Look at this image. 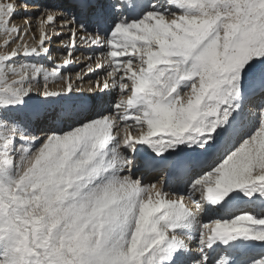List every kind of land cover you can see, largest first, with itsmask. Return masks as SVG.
Instances as JSON below:
<instances>
[{"label": "snow or ice", "instance_id": "obj_1", "mask_svg": "<svg viewBox=\"0 0 264 264\" xmlns=\"http://www.w3.org/2000/svg\"><path fill=\"white\" fill-rule=\"evenodd\" d=\"M18 7L0 0V264H264V0H73L37 46ZM79 45L100 50L89 95Z\"/></svg>", "mask_w": 264, "mask_h": 264}, {"label": "bare ground", "instance_id": "obj_2", "mask_svg": "<svg viewBox=\"0 0 264 264\" xmlns=\"http://www.w3.org/2000/svg\"><path fill=\"white\" fill-rule=\"evenodd\" d=\"M26 1L31 2L30 10H27L25 7H23V4ZM22 7H23V10H21ZM56 7H59L61 9H71L72 3H70L69 0H24V2L19 5V7L17 8V11H16V15H15L18 17V20H14V21L12 20V23L14 25L16 24V27H18L19 29H20V26L23 25L20 29L22 31H25L27 29V31H26L27 35L24 38V42L28 39L29 35H31L32 39H33L32 41L26 42L29 46H37V43H38V40L33 38V34L35 36V33H33V30H32L33 28L29 27V21H31V20L33 21V20L37 19V17L35 18V17L31 16V11H35L33 14L37 15L44 8H56ZM20 11H22V12H20ZM19 12L24 14V15H20ZM26 16H28L27 20L25 19ZM24 22H26V23L23 24ZM37 22H38V20H37ZM58 22H59L58 28H57L58 34H52V37H51V43H50L51 56L48 58H41L39 61H37L38 63H42L45 67H47L49 69L54 68L58 64L62 65V63H63L62 54H64V52L66 50V47H65L66 41H64V43H61V42H59L58 37H60L61 35H64L65 31H67V29H63V28H65L66 26L72 25V24L66 23L64 19H61L59 17H58ZM63 25H64V27H63ZM38 26H39V22H38ZM38 26H37V29H38ZM59 28H62V29L59 30ZM35 37H37V34ZM38 37H39V31H38ZM12 47H15L14 43L12 44ZM81 47H83V45L82 46L79 45L77 47L75 53H74L75 60H74V63L72 65L71 70L75 71V72H78L77 70L79 69L80 65L85 63L83 60V57H84L83 54H85V51H83L84 53L80 54L79 50H78ZM96 75H97L96 72H91V73L85 72V74L82 77H78L75 75V77H77V78L84 79V81L82 83L79 82L81 84V88H82L81 90H82L83 94H85V95L93 94L94 85H95V81H96V80H94V78L96 77ZM89 81H91L90 85H88ZM85 87H87V88H85ZM95 94H99L98 90L96 91ZM40 127H43V125L38 126V128H37L38 131H39ZM40 135L42 137L43 132H40ZM143 179H144L145 183H149L155 179V175L154 174L144 175ZM198 195L199 194L197 193L196 196L198 197ZM186 202H188L187 198H186ZM248 210L256 212V213L259 212L258 209H248ZM201 216L203 218V213H201Z\"/></svg>", "mask_w": 264, "mask_h": 264}, {"label": "rangeland", "instance_id": "obj_3", "mask_svg": "<svg viewBox=\"0 0 264 264\" xmlns=\"http://www.w3.org/2000/svg\"><path fill=\"white\" fill-rule=\"evenodd\" d=\"M13 2L14 3H17L18 5H20V4H22L23 2H24V0H13ZM25 3H27V10H30V4H31V2H25ZM73 3V2H72ZM21 10H23V7H22V9ZM20 12H22V11H20ZM19 12V14L20 15H24V14H22V13H20ZM35 11H31V16L32 17H37L39 14H37V15H35V14H33ZM27 18H28V16H26ZM22 19V18H21ZM12 20L14 21V20H18V17L17 16H14L13 18H12ZM60 21V20H59ZM26 22H24L23 24H25ZM29 24L31 25V28H33L32 30H33V33H35V36H36V34H37V37H35V39L36 40H38V29H37V26H38V22H37V19H35V20H31V21H29ZM58 24H59V22L57 23V28H58ZM15 26H16V24H15ZM23 25H21L20 26V29H21V27H22ZM73 25H69V26H66L65 28H63V29H67V31H65V34L64 35H61L60 37H58L59 39V42H61L60 40L61 39H63V41H66L65 43L67 44L68 43V36L70 35V33H69V31H68V28L69 27H72ZM63 27H64V25H63ZM68 27V28H67ZM60 29H62V28H59V30ZM25 31H27V29L25 30ZM10 38L9 37H7V36H5L2 32H0V53H2L3 51H4V49H5V45H6V41H8ZM33 39H32V36L31 35H29L28 36V39L25 41V42H29V41H32ZM80 46H82V45H80ZM11 49H12V45L11 46H9L8 47V51L10 52L11 51ZM79 50V53L80 54H82V53H84L83 51H85V54H83L84 55V57H83V60H84V64H82V65H80V67H79V69L77 70V71H80L81 69H84L85 68V65H87V64H91L92 63V61L91 60H89L87 57H88V55L90 54V53H93L94 51H100L99 49H96V50H94L93 48H90V47H87V46H85V45H83V47H81L80 49H78ZM66 51H67V49L65 50V52L64 53H66ZM82 59V58H81ZM72 73H73V76H72V79H73V86L74 87H76V84H80L81 83V80L82 81H84V79H81V78H77V77H75V71H72ZM75 77V78H74ZM77 79V80H76ZM79 79V80H78ZM97 79H103V76L102 75H100L99 77L96 75V77L94 78V80H97ZM80 82V83H79ZM90 83H91V81H89V83H88V85H90ZM81 85V84H80ZM41 87H42V81H41ZM64 88V84L63 83H50L49 84V89L51 90V91H61L62 89ZM85 88H87V87H85ZM82 89V88H81ZM114 95V94H113ZM35 105V101H33L31 104H30V107H32V106H34Z\"/></svg>", "mask_w": 264, "mask_h": 264}]
</instances>
